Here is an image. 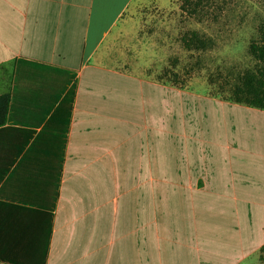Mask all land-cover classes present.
Listing matches in <instances>:
<instances>
[{
	"label": "crops",
	"instance_id": "1",
	"mask_svg": "<svg viewBox=\"0 0 264 264\" xmlns=\"http://www.w3.org/2000/svg\"><path fill=\"white\" fill-rule=\"evenodd\" d=\"M132 1L0 0V96L52 69L0 127V264L264 263V111L126 69Z\"/></svg>",
	"mask_w": 264,
	"mask_h": 264
},
{
	"label": "rangeland",
	"instance_id": "2",
	"mask_svg": "<svg viewBox=\"0 0 264 264\" xmlns=\"http://www.w3.org/2000/svg\"><path fill=\"white\" fill-rule=\"evenodd\" d=\"M180 2L132 1L122 16L127 23L113 32L111 44L125 51L130 71L138 68L201 97L227 101L230 86L254 65L248 46L264 22V0H208L193 15L184 14ZM190 31L207 38L209 46L185 49L180 37Z\"/></svg>",
	"mask_w": 264,
	"mask_h": 264
},
{
	"label": "trees",
	"instance_id": "3",
	"mask_svg": "<svg viewBox=\"0 0 264 264\" xmlns=\"http://www.w3.org/2000/svg\"><path fill=\"white\" fill-rule=\"evenodd\" d=\"M208 0H182L179 8L186 15H193L202 3ZM182 45L187 50H204L209 46V40L195 31H190L181 35ZM248 53L254 62V65L246 69L237 80L230 86L227 101L237 104H244L258 110L264 111V22L259 24L257 29V39L252 40L248 46ZM52 71L49 67L34 62L18 60L16 62L13 88L9 94L0 96V127H2L11 118L13 112V102L17 97L19 90H24L31 94L30 86L33 85L30 76L32 73L37 74L42 80L47 82V72ZM46 75V76H45ZM56 81L57 92L55 99H60L53 108V118H58L60 122L64 120L65 128L63 129V138L70 118L72 102L75 94V84L71 80L68 72L57 73L54 76ZM62 91V93H60ZM48 96V93H47ZM51 99V94L49 95ZM51 102V100H50ZM52 104V103H50ZM54 199L57 197V191L54 193ZM261 262H264V246L260 249ZM264 264V263H262Z\"/></svg>",
	"mask_w": 264,
	"mask_h": 264
}]
</instances>
